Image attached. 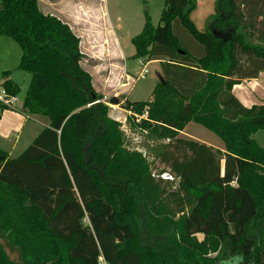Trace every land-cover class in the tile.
<instances>
[{
    "label": "trees",
    "instance_id": "trees-1",
    "mask_svg": "<svg viewBox=\"0 0 264 264\" xmlns=\"http://www.w3.org/2000/svg\"><path fill=\"white\" fill-rule=\"evenodd\" d=\"M196 7L166 0L157 26L145 9L131 38L134 58L162 59L163 82L123 108L165 142L154 157L168 180L124 146L71 27L39 0H0V37L30 74L20 110L47 123L17 157L0 151V264H264V148L252 138L264 101L232 93L264 71V0H215L204 30ZM189 122L224 150L180 138Z\"/></svg>",
    "mask_w": 264,
    "mask_h": 264
},
{
    "label": "rangeland",
    "instance_id": "rangeland-1",
    "mask_svg": "<svg viewBox=\"0 0 264 264\" xmlns=\"http://www.w3.org/2000/svg\"><path fill=\"white\" fill-rule=\"evenodd\" d=\"M165 1L166 0H147V3L143 4L142 0H60L59 2L54 4L50 3L48 0H41L40 8L45 13L54 15L59 14L62 19L68 21L73 26V29L76 33L81 32L82 34L87 35V37H89V32L91 30V27L87 25L88 18L90 17V11L95 10L97 12H101L102 9L105 8L112 22L115 25H118L117 30L121 35V41L127 56L126 64L128 69L130 71L133 70L139 73L141 71V67L139 66V60L132 56V54L134 53V46L131 43V38L137 35L143 27L145 20V9L150 16L152 25L157 26L159 24L160 14L164 7ZM169 1L180 8H182L186 3V0ZM196 1L198 2V8L193 13L192 19L195 22L197 28L202 30L206 17L209 14L215 12V0ZM2 39H6V41H8L11 45V65H13L14 63L12 61L13 57H15L18 64L21 56V50L18 44L10 38ZM147 68L148 74L145 76L146 79L139 80V86L136 89L137 92L133 99H147L146 87L148 85L147 83L149 79L154 77L156 63L153 62L148 64ZM14 73L17 76L16 78H18L17 80L19 82L20 91L18 94H16L18 97V102L16 103V110L13 111H18V109L22 106L24 94L29 85L30 74L19 70L17 67L16 69H14ZM25 75H27V78L25 77ZM105 104L109 107V117L115 119L120 124L124 146L127 149L138 150L142 152L146 159L151 163L153 173L156 174L163 171L161 174L167 173V175H171L166 167L154 157L157 149L165 142H163L162 140H157L155 139V137L149 135L148 133L145 134L139 128H137L134 120L128 119V114L123 111V103L113 104L109 103V101L107 100ZM23 116L25 117L24 114ZM16 119L17 121H14L12 119V123L6 124L7 126H10V128H14L15 131L13 137L9 140V143L7 141H5V143L7 142L9 145H11V142L15 141L14 139H17V150H19L21 147L25 146L27 142H29V130H31L32 128L37 129L38 126L41 125V121H45V118L40 117V119H38L37 121L34 120V118H31L27 119L25 122L23 120L24 118L19 115V117H17ZM124 120H126V122H124ZM124 124L128 129H126V127H123ZM186 129L192 132L193 136L198 139L208 141L212 144L218 143L219 145L223 146L222 140L218 136L197 123L191 122ZM260 133V135H264L262 134L264 133V131H260ZM198 237H201V235H199Z\"/></svg>",
    "mask_w": 264,
    "mask_h": 264
},
{
    "label": "crops",
    "instance_id": "crops-1",
    "mask_svg": "<svg viewBox=\"0 0 264 264\" xmlns=\"http://www.w3.org/2000/svg\"><path fill=\"white\" fill-rule=\"evenodd\" d=\"M41 0H39L40 2ZM49 1V0H48ZM56 2L50 3H57ZM198 8V2L197 7ZM195 9V10H196ZM195 12V11H194ZM193 12V13H194ZM191 14V18L192 15ZM213 14V13H211ZM210 15V14H209ZM62 21L66 22L73 32L80 38V50L85 55V58L81 62V66L92 76V85L95 91L103 96L102 101L109 103L112 99L117 100L115 104H122L125 101H146L152 98V90L158 82H163V74L160 68V63L162 59L153 58L150 60L138 59L141 71L139 73L129 70L127 67V56L123 48L121 41V35L118 32V25H115L109 17V14L105 8L101 12L95 10L90 11V17L88 18V26L91 27L89 32V37L82 34L81 32H75L73 26L56 14ZM207 18V17H206ZM193 20V19H192ZM195 23V22H194ZM204 30V27L203 29ZM8 37H0V84H3L5 80H11L19 86L18 78L14 73V69L18 68L15 57L12 58L14 62L13 65L10 63V50L11 45L6 39ZM11 39V38H10ZM12 40V39H11ZM135 52V51H134ZM134 53L132 54V56ZM20 60V59H19ZM156 63V68L154 71V77L149 79L146 93L147 99H133L136 95L138 83L140 79H146L145 76L148 74L147 65L150 63ZM147 69V73L144 72ZM29 74V73H28ZM139 75V76H138ZM27 75H25L26 77ZM27 78V77H26ZM30 82V80H29ZM20 87V86H19ZM233 95L239 100V102L245 107H251L252 105L259 104L264 101V71H261L256 78H248L242 80L240 83L233 85L232 87ZM4 110L0 114V151L6 153L7 158H15L20 155L23 150L33 141V139L39 134V132L47 125L46 121H41V125L37 129L32 128L29 130L28 135L30 139L27 144L17 150V139L11 142L9 145V140L14 135V128H10L6 124L12 123V119L17 121L19 115L23 117L26 122L27 119L38 120L39 116H28L20 110ZM126 112V110L123 109ZM25 115V117L23 116ZM127 114V112H126ZM125 117V116H124ZM5 123V124H3ZM189 122L182 131L179 133L180 138L192 139L207 145L213 146L214 148L224 150L223 146L218 143L212 144L208 141L198 139L193 136L192 132L188 131L186 128L190 124ZM258 130L252 134V138L264 148V135H260ZM18 134V133H17ZM264 134V133H262ZM18 138V137H17ZM4 141V142H2ZM5 141H7L5 143ZM223 143V142H222Z\"/></svg>",
    "mask_w": 264,
    "mask_h": 264
},
{
    "label": "built area",
    "instance_id": "built-area-1",
    "mask_svg": "<svg viewBox=\"0 0 264 264\" xmlns=\"http://www.w3.org/2000/svg\"><path fill=\"white\" fill-rule=\"evenodd\" d=\"M144 72L147 73V69H144ZM18 102V97L16 94L10 93L2 84H0V114L4 110H16V103ZM128 116L132 117L135 123H139L142 118H145V113L142 115L133 113L131 110H126ZM126 122V120H124ZM123 127H126L124 124ZM126 129H128L126 127ZM143 133H147L146 130H141ZM163 179H173L172 175H167V173H163L160 175Z\"/></svg>",
    "mask_w": 264,
    "mask_h": 264
},
{
    "label": "water",
    "instance_id": "water-1",
    "mask_svg": "<svg viewBox=\"0 0 264 264\" xmlns=\"http://www.w3.org/2000/svg\"><path fill=\"white\" fill-rule=\"evenodd\" d=\"M110 103H113V104H115V103H117V100H115V99H112V100L110 101Z\"/></svg>",
    "mask_w": 264,
    "mask_h": 264
}]
</instances>
